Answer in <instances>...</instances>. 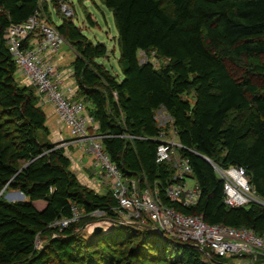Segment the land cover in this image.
I'll return each instance as SVG.
<instances>
[{"label":"trees","instance_id":"1","mask_svg":"<svg viewBox=\"0 0 264 264\" xmlns=\"http://www.w3.org/2000/svg\"><path fill=\"white\" fill-rule=\"evenodd\" d=\"M101 2L113 15L121 77L98 61L107 56L106 45L89 39L72 17L62 16L55 27L75 49L72 97L85 103L110 159L141 187L156 184L165 204L209 224L245 226L264 237V204H226L214 168H243L264 202V63H242L264 54V0ZM39 11V0H0V191L24 195L17 201L0 197V264H228L207 248L120 223L112 193L82 184L65 149L39 137L47 132V115L35 86L18 83L5 38L11 24ZM151 50L165 59L163 65L139 61V52ZM229 65L243 67L242 73L233 75ZM159 108L171 117L179 153L192 168L199 188L193 205L164 196L176 180L172 162L155 159ZM74 209L77 220L57 224ZM95 211L116 224L86 237L80 228L96 219ZM38 237H46L41 247Z\"/></svg>","mask_w":264,"mask_h":264},{"label":"built area","instance_id":"2","mask_svg":"<svg viewBox=\"0 0 264 264\" xmlns=\"http://www.w3.org/2000/svg\"><path fill=\"white\" fill-rule=\"evenodd\" d=\"M38 16L36 13L22 24H11L5 30L8 49L17 65V71L24 77V84L35 86L38 103L50 104L60 124L68 128L72 137L81 144L90 146L93 166L99 171V180L118 202V221L133 227H151L164 236L191 243L201 250L207 248L215 255L230 258L233 264H264V237L251 228L209 224L200 215L184 213L165 204L156 184L153 188L141 187L138 179L122 174L104 150L102 135L95 133L97 124L87 111L85 103L81 99H73L75 85L63 86L61 73L44 54L45 49L51 52L59 50L66 42L64 37L55 26L40 22ZM172 134V138L164 137L163 133L156 137L160 141L157 142L155 151L156 162H172L175 169L173 178L176 181L165 187L164 196L190 206L197 202L199 188L197 183L186 185L185 179L192 178V168L188 159L179 153L181 145L173 129ZM214 168L223 180L226 204H264L255 195L243 168H220L216 165ZM79 215L74 209L71 217L64 218L57 224L67 226L77 220Z\"/></svg>","mask_w":264,"mask_h":264},{"label":"rangeland","instance_id":"3","mask_svg":"<svg viewBox=\"0 0 264 264\" xmlns=\"http://www.w3.org/2000/svg\"><path fill=\"white\" fill-rule=\"evenodd\" d=\"M168 3L169 0H164V4ZM39 5L40 11L38 13V18L40 22L55 26L61 22L62 16H70L73 18L75 24L81 28L83 33L89 39L93 41L103 42L107 47L108 54L107 56L98 59V61L102 63L109 70V72L121 77V71L118 63L119 50L117 44V31L113 21V15L111 10H109V8H107L101 2V0H39ZM73 53L75 54V49L67 41L59 48L58 51H56V54L61 55L60 63L62 67L70 68L71 61H73V59L75 58V55ZM138 59L140 62L144 60H150L156 67H159L165 63V59L153 50L149 51L148 53L139 52ZM242 63H264V54L258 55L253 58L244 57ZM229 69L235 76L240 75L243 71V67H235L233 65H229ZM16 78L20 85L24 84V77L18 71L16 72ZM187 97L190 101H192L191 91L187 94ZM41 107L47 114V132H39V137L53 143L56 147H63L69 159L70 155L74 157L77 156V153H81L82 151L81 149H79V145L77 144H74L69 149H66L64 142L63 145H61L62 139H66V141H69L72 138V135L69 133L66 126H64L63 131L61 129H58L57 131L53 130V126H51L50 123L55 120L54 114H50V107L47 104H42ZM155 118L157 125L161 129V133H163V136L166 138H172V129L174 132V128L172 125V119L168 115V113L163 108H159L155 112ZM87 174L92 176L94 175L96 177L95 179L99 180V175L96 176L94 171L88 169ZM81 183L91 188L94 192L100 194L106 192L105 185L89 186L86 183ZM185 183L188 186H192L195 183V180L194 178L189 177L185 179ZM18 191L19 190L3 188L0 191V197L7 201L24 200V196L20 197L21 195L18 194ZM92 215L95 216L96 219L86 222L80 228L81 234L86 237H90L91 234H94L93 230L97 226L101 227L100 232H104L114 228V224H116L111 220L105 218L103 216V213H101L100 211H95ZM45 241L46 237H38L36 241L37 247L43 246ZM128 246L129 244L125 245L122 248H116V253L121 252L122 250H126ZM132 262L133 260L131 261V263ZM128 263L130 262L128 260H125V264ZM146 263L151 264L149 262ZM233 263V260L229 258L228 264Z\"/></svg>","mask_w":264,"mask_h":264},{"label":"crops","instance_id":"4","mask_svg":"<svg viewBox=\"0 0 264 264\" xmlns=\"http://www.w3.org/2000/svg\"><path fill=\"white\" fill-rule=\"evenodd\" d=\"M58 51V50H57ZM44 54L51 59V61L55 64L56 68L59 70V72L62 75L63 78V86H74V78L72 76V68L70 64V68L62 67L61 65V55L56 54V52H51L47 49L44 50ZM74 54V53H73ZM75 55V54H74ZM63 58V56H62ZM72 62V61H71ZM73 96V95H72ZM50 107V114H54L55 120L50 123L51 126H53V130L57 131L58 129L64 130V126L60 124L57 114L53 107L50 104H47ZM47 115V114H46ZM98 134L97 132H95ZM62 142L65 143L66 149H69L74 144L79 145V149H81V153H77V156L72 157L70 155L71 159V168L79 178L80 182L86 183L89 186L94 185H104L102 182H99L98 179H95L96 177L93 175H88V169L95 172V175H99V171L97 168L93 166V154L90 150V146L81 144L80 141L76 140L74 137H72L69 141H66V139H62ZM89 151V152H88ZM196 183V181H195ZM194 183V184H195ZM193 184V185H194Z\"/></svg>","mask_w":264,"mask_h":264},{"label":"water","instance_id":"5","mask_svg":"<svg viewBox=\"0 0 264 264\" xmlns=\"http://www.w3.org/2000/svg\"><path fill=\"white\" fill-rule=\"evenodd\" d=\"M157 142L159 143L160 141L157 140ZM201 156H202V155H201ZM202 158H204L205 160L209 161L208 158H206V157H204V156H202ZM18 194L21 195L20 197H23V196H24L20 191H18ZM93 231H94V233H98V232L101 231V227H100V226H97V227L94 228Z\"/></svg>","mask_w":264,"mask_h":264}]
</instances>
